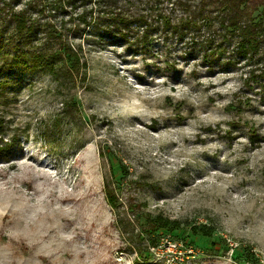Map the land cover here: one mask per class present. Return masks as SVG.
Returning a JSON list of instances; mask_svg holds the SVG:
<instances>
[{"label":"rangeland","instance_id":"1","mask_svg":"<svg viewBox=\"0 0 264 264\" xmlns=\"http://www.w3.org/2000/svg\"><path fill=\"white\" fill-rule=\"evenodd\" d=\"M70 38L87 62L75 85L0 14V141L19 140L0 158V264H264V79Z\"/></svg>","mask_w":264,"mask_h":264},{"label":"trees","instance_id":"2","mask_svg":"<svg viewBox=\"0 0 264 264\" xmlns=\"http://www.w3.org/2000/svg\"><path fill=\"white\" fill-rule=\"evenodd\" d=\"M0 14L16 40L37 45L35 63L73 85L85 80L87 62L82 42L70 36L85 33L94 45L117 42L146 53L159 43L175 59L202 54L211 69L243 64L247 86L264 79V0H0ZM63 111L72 113L68 101ZM8 141H0V158L8 159L19 140ZM105 198L117 207L109 187Z\"/></svg>","mask_w":264,"mask_h":264},{"label":"bare ground","instance_id":"3","mask_svg":"<svg viewBox=\"0 0 264 264\" xmlns=\"http://www.w3.org/2000/svg\"><path fill=\"white\" fill-rule=\"evenodd\" d=\"M26 183V185L28 186V189L30 190H34L35 189V186L34 184H32V182H34V180L31 178V177H27V179L24 181ZM62 197V196H60ZM67 198L65 197L63 201H65ZM62 209L60 208V210L57 208V209H53L52 211L54 212V217H58L57 219V224H55L57 226V231L55 233V237L57 236L58 237V240L59 242L63 243L64 242V238L60 235V233L58 232V230L60 229V226L61 224H58V222L61 220L63 222H70L69 218H67L61 211ZM13 218V210L12 208H8L7 209V212L5 213V215L3 216L2 218V221L3 222H6L8 220H11ZM53 219V217L47 215L46 216V220L48 221H51ZM54 227V224H51L48 229L49 230H54L55 228ZM15 243H17V240H13ZM19 242H20V245L23 249H26V250H31L32 247H34L35 245H31L29 243H27L25 240H22V239H19ZM56 242V240H55ZM56 246H57V249H58V245L56 243ZM39 254H42V253H39Z\"/></svg>","mask_w":264,"mask_h":264}]
</instances>
